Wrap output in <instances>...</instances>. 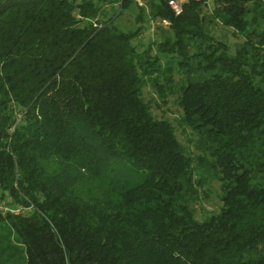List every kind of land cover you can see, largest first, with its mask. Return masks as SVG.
<instances>
[{
  "label": "trees",
  "instance_id": "trees-1",
  "mask_svg": "<svg viewBox=\"0 0 264 264\" xmlns=\"http://www.w3.org/2000/svg\"><path fill=\"white\" fill-rule=\"evenodd\" d=\"M3 1L0 264H264V0Z\"/></svg>",
  "mask_w": 264,
  "mask_h": 264
},
{
  "label": "rangeland",
  "instance_id": "rangeland-1",
  "mask_svg": "<svg viewBox=\"0 0 264 264\" xmlns=\"http://www.w3.org/2000/svg\"><path fill=\"white\" fill-rule=\"evenodd\" d=\"M207 4L209 5V9L213 8L214 0H207ZM137 14V12H136ZM136 14L133 16L128 11L122 14V17L117 21L118 25L126 31L134 30L138 24L136 23ZM142 27V32L134 41V44L139 46V50L143 51L148 48L150 43H154L153 45V53H157L155 42L158 39V29L159 28H167V22H160L151 20L146 23L140 24ZM215 35L218 38L224 39L227 38L230 45L234 46V44L238 43L240 40L237 37L232 35V31L226 29L222 26H217L215 30ZM144 96L146 101L151 102V109L154 115L159 118H165L172 121L177 127V136L179 140L186 146H189L194 153L196 150L191 142L194 137L191 134L189 129H184L182 126H179L178 120H180L181 109L176 104V96H169L166 100L167 103L164 105L160 99L158 98L157 93L151 88L147 87L144 92ZM158 104V106H157ZM201 192V203L195 206L196 217L198 220H203L208 213H216L220 210L222 205L220 195L221 189L218 181H212L211 185L205 186L200 190ZM4 206V204H3Z\"/></svg>",
  "mask_w": 264,
  "mask_h": 264
},
{
  "label": "built area",
  "instance_id": "built-area-1",
  "mask_svg": "<svg viewBox=\"0 0 264 264\" xmlns=\"http://www.w3.org/2000/svg\"><path fill=\"white\" fill-rule=\"evenodd\" d=\"M184 0H170L169 5L173 9V11L178 15L182 12V5Z\"/></svg>",
  "mask_w": 264,
  "mask_h": 264
},
{
  "label": "water",
  "instance_id": "water-1",
  "mask_svg": "<svg viewBox=\"0 0 264 264\" xmlns=\"http://www.w3.org/2000/svg\"><path fill=\"white\" fill-rule=\"evenodd\" d=\"M6 2V0H4L3 2H2V4H4Z\"/></svg>",
  "mask_w": 264,
  "mask_h": 264
}]
</instances>
